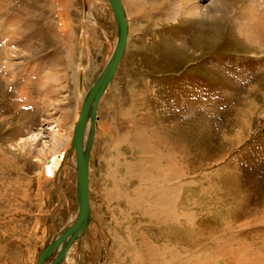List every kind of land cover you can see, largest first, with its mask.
<instances>
[{
  "label": "rangeland",
  "instance_id": "374dc122",
  "mask_svg": "<svg viewBox=\"0 0 264 264\" xmlns=\"http://www.w3.org/2000/svg\"><path fill=\"white\" fill-rule=\"evenodd\" d=\"M122 1L128 43L91 154L95 220L67 264H134L143 237L164 259L173 249L227 262L243 246L252 256L241 260L264 264V0H199L197 13L195 0ZM116 41L108 0H0V264H37L77 214L76 169L45 166L64 150L76 164L67 150L81 99ZM150 144L174 152L163 168L180 162L175 221L146 205L151 179L138 167L154 158Z\"/></svg>",
  "mask_w": 264,
  "mask_h": 264
},
{
  "label": "water",
  "instance_id": "95a60500",
  "mask_svg": "<svg viewBox=\"0 0 264 264\" xmlns=\"http://www.w3.org/2000/svg\"><path fill=\"white\" fill-rule=\"evenodd\" d=\"M117 22V42L114 51L99 73L93 84L83 97L79 118L75 123L70 147L67 155H74L76 160L77 185L76 209L77 214L71 225H67L57 237L48 244L39 257L37 264H61L68 247L73 241H80L94 221L90 201L89 174L91 153L98 121V107L101 99L112 84L128 43L129 25L122 0H109ZM83 73L80 74V88H83ZM87 132V128L89 126ZM61 246V247H60ZM57 252L56 256L55 253Z\"/></svg>",
  "mask_w": 264,
  "mask_h": 264
},
{
  "label": "bare ground",
  "instance_id": "6f19581e",
  "mask_svg": "<svg viewBox=\"0 0 264 264\" xmlns=\"http://www.w3.org/2000/svg\"><path fill=\"white\" fill-rule=\"evenodd\" d=\"M109 1V0H108ZM175 1H178V0H174V2ZM181 1H183L182 3H181V6H182V8L184 7L183 6V3H187L188 1H190V0H181ZM192 1H194V0H192ZM198 2H199V0H195V2H194V4L192 5V6H190L189 7V10L187 11L186 9V11L187 12H190V11H192V12H198L199 11V4H198ZM109 3H110V1H109ZM122 3H123V1H122ZM135 3H141V2H139V0H130V2H129V5H136ZM153 3V2H152ZM171 3V2H170ZM178 4H179V2H177ZM190 3H192V2H190ZM142 4V3H141ZM178 4H174V5H178ZM110 5H111V3H110ZM173 5V6H174ZM133 7V6H132ZM175 7V6H174ZM180 7V6H179ZM111 8H112V6H111ZM187 8V7H186ZM137 9V8H136ZM171 10V9H170ZM184 10V9H183ZM112 11H113V9H112ZM138 11V10H137ZM177 11V10H176ZM182 11V10H181ZM201 11V10H200ZM174 12V11H173ZM179 12V11H178ZM113 14H114V12H113ZM195 14V13H194ZM177 15V14H176ZM256 14H254V13H252L251 14V16L250 17H252V19H251V21H252V23H251V26L253 27L254 25L257 27V28H259L261 25L260 24H262V22H261V20L259 21L258 20V18H257V16H255ZM114 17H115V15H114ZM127 18V17H126ZM115 20H116V18H115ZM116 27H117V22H116ZM254 30V29H253ZM250 30V29H248V34H252V33H255L256 32V30ZM117 37H118V35H117ZM251 37H255V38H257L258 37V39H259V36H258V34L257 35H255V36H253V35H251ZM117 42V41H116ZM115 48V47H114ZM113 51H114V49H113ZM113 53V52H112ZM112 53H111V55H112ZM111 55H110V57H111ZM109 57V58H110ZM108 62V61H107ZM106 62V63H107ZM106 65V64H105ZM120 65V64H119ZM118 70V69H117ZM115 76H116V74H115ZM80 80H81V78H80V76H79V85H80ZM82 80L84 81V77H83V75H82ZM87 93V91H85V94ZM85 96V95H84ZM83 96V97H84ZM82 101H83V98L81 99V104H82ZM79 114H80V112H79ZM79 114H78V116H77V119H76V121L78 120V118H79ZM89 127H90V123H89V126H88V128H87V132H88V129H89ZM158 131V130H157ZM157 133V132H156ZM158 134H159V132H158ZM162 134H164V133H162ZM158 136V135H157ZM160 136V135H159ZM168 135L166 136V139H168ZM158 138V137H157ZM155 138V140L157 141L158 140V143H160V144H162V145H164V143L165 142H167V141H163V139H161V138H163L162 137V135H161V137H160V139L158 138ZM164 138H165V135H164ZM170 137H169V140L168 141H170ZM154 140H153V138H151V140L148 142V143H150V142H153ZM178 141V140H177ZM169 143V142H168ZM172 143V142H171ZM166 144V143H165ZM170 144V143H169ZM172 145V144H171ZM170 145V146H171ZM175 145H173L172 146V148L174 147ZM177 146V145H176ZM149 148V147H148ZM163 148V147H162ZM161 146H159L158 144H156V145H152V144H150V148L148 149V151L146 150V147H145V150H146V152H150V154H152V153H154V158L153 159H148V160H150L149 161V163H150V165H149V167H147L146 165H144V164H141L140 165V167H138L139 168V173L144 177V178H146V177H149L150 179H151V183H147V191H146V193H149V197L147 198V201H146V205H148V204H150V206H152V207H155L156 209H155V211L154 212H152L153 214H150V215H152V216H150L152 219H155V220H158V221H160V222H162V221H167V219L169 220V219H174V221L175 220H177V213L179 212L178 210H177V208H176V205L178 204L177 202L179 201H177V198H179V196L180 195H182L184 192H182L183 191V188L185 187L184 185V183H180V182H177L176 181V183H175V181L174 180H177V179H179L180 178V171L178 170V167L180 166L179 164H180V162L179 161H177L176 160V163H175V170H173L172 169V171L170 172L169 170L170 169H166V167L165 168H163L162 166H163V164H164V161H165V157H167L168 159H167V161L168 160H171V161H173V159H175V158H173L172 156H173V151H170V150H168L167 151V154H163V152H162V154L159 152V151H161ZM168 148V147H167ZM170 148V147H169ZM175 149H176V147H175ZM178 149V148H177ZM176 149V150H177ZM165 150V149H164ZM175 153H176V151H175ZM92 154V153H91ZM170 155V159H169V155ZM176 154H178V153H176ZM180 154V153H179ZM71 156V155H70ZM178 156H181V155H178ZM185 156H187V155H185ZM189 156V155H188ZM150 158V157H149ZM176 158H177V156H176ZM179 158V157H178ZM177 158V159H178ZM71 159V158H70ZM74 159V158H73ZM182 159V158H181ZM187 159V158H186ZM167 161H165V162H167ZM170 161V162H171ZM75 161H72L71 163L69 162V158H68V156H66V152H65V150L64 151H61V152H59V153H57V154H55V155H53L49 160H48V162H47V164H46V166H45V171H46V173L48 174V175H56L55 173L56 172H59L60 170H62V169H64L65 167H66V165L68 164V165H71L72 164V166H73V168H75L76 169V164L74 163ZM175 162V161H174ZM184 162V161H183ZM188 162H190V160L188 161ZM168 163V162H167ZM187 163V162H186ZM166 164V163H165ZM182 164V163H181ZM172 165V164H171ZM179 165V166H178ZM182 166H184V165H182ZM64 167V168H63ZM70 167V166H69ZM187 167V166H186ZM127 169V171H130L131 169H132V167L130 166V165H128L127 167H126ZM170 168V167H169ZM174 168V167H173ZM179 168H181V166L179 167ZM183 168V167H182ZM185 168V167H184ZM66 169V168H65ZM183 170V169H182ZM189 170V169H188ZM184 172V171H183ZM45 173V174H46ZM185 173V172H184ZM174 181V182H173ZM179 181V180H178ZM155 183V184H154ZM76 184H77V181H76ZM161 184V185H160ZM182 192V193H181ZM183 196V195H182ZM181 196V197H182ZM180 197V198H181ZM179 198V199H180ZM77 199V198H76ZM183 199V197L181 198V200ZM182 202V201H181ZM137 205H139L138 203H136L135 204V207L137 208ZM178 206V205H177ZM180 206V205H179ZM179 206H178V208H179ZM183 206V205H182ZM139 210V209H138ZM151 210V209H150ZM150 210H148V211H150ZM149 213V212H148ZM183 216V215H182ZM76 218V216H74V218H72L71 219V221H69V224L68 225H71L72 223H73V221H74V219ZM150 218V219H151ZM184 218V217H183ZM257 219V218H256ZM172 221V220H171ZM177 222V221H176ZM254 222V221H253ZM253 222H251V223H253ZM255 222H257L258 223V220L256 221L255 220ZM260 222V221H259ZM159 223V222H158ZM174 223V222H173ZM172 223V224H173ZM170 224V223H169ZM160 225V224H159ZM178 225V224H177ZM169 226V225H168ZM172 226V225H171ZM194 226V225H193ZM165 227V226H164ZM173 227V226H172ZM171 227V228H172ZM175 227V226H174ZM173 227V228H174ZM161 228H163V227H161ZM169 228V227H168ZM178 228V227H177ZM176 228V229H177ZM175 229V230H176ZM191 229V228H190ZM62 231V230H61ZM60 231V232H61ZM190 233V232H189ZM60 234V233H59ZM58 234V235H59ZM187 234H188V232H187ZM145 235V234H144ZM169 235V234H168ZM189 235V234H188ZM56 237V236H55ZM55 237H53V238H55ZM189 237H190V235H189ZM194 237V236H193ZM213 237V236H212ZM53 238H52V240H53ZM212 239V238H211ZM214 239V238H213ZM212 239V240H213ZM218 239V238H217ZM51 240V241H52ZM194 240V239H193ZM50 241V242H51ZM192 241V240H191ZM197 241V240H196ZM205 241V240H204ZM218 241V240H217ZM245 241V240H244ZM49 242V243H50ZM80 242V241H79ZM78 241H73V243L68 247V249H67V251H66V255H65V257H64V260L61 262V264H67L68 263V261H70V260H67V257H69L68 256V254L70 253V249L72 250L73 249V247L76 245V246H78V243H79ZM200 242V241H199ZM206 242V241H205ZM215 242H216V239H215ZM142 243L144 244V251H143V254H142V256L141 255H139L138 257L139 258H136V262L135 263H137L139 260H141L143 257H146V260H147V262H145V263H142V264H250L249 262H247L245 259L244 260H241V258H242V252H244V251H246V249H247V247H238L237 249H239L240 248V250H237V251H235L234 252V258H235V260H232V259H229V261H225L224 259L223 260H221L220 258H218V256L216 255V256H209V255H211L210 253H206V254H203L204 256H202V254L201 253H199V254H190V255H182V256H179V251H177V252H175V251H173V249L172 250H170V251H168L169 253H170V256L172 257V259H164V257H162L161 255H159L158 253H157V249L154 247V246H152L151 244H149L148 243V241L146 240V237H143L142 238ZM210 243V242H209ZM246 243V242H245ZM198 244H201V243H198ZM207 244V243H206ZM214 244V243H213ZM212 244V245H213ZM240 245V244H239ZM264 245V244H263ZM194 246V245H193ZM196 246V245H195ZM61 247V246H60ZM199 247V246H198ZM210 247V246H209ZM47 248V247H46ZM45 248V249H46ZM200 248V247H199ZM198 248V249H199ZM208 248V247H207ZM212 248V247H211ZM229 248V251H231L232 252V250H230L231 248L230 247H228ZM227 248V249H228ZM180 249V248H179ZM225 249V248H224ZM235 249H236V247H235ZM235 249H233V251L235 250ZM44 250V249H43ZM42 250V251H43ZM212 250H213V248H212ZM252 250V249H251ZM251 250H248L247 251V253L246 252H244V253H246L247 255H249V253L248 252H251ZM41 251V252H42ZM74 251V250H73ZM219 251H221L220 249H219ZM225 251V253H223L222 255H227L228 253H231V252H228L227 250H224ZM40 252V253H41ZM181 252H182V250H181ZM194 252V251H193ZM213 252V251H212ZM222 252H223V250H222ZM221 252V253H222ZM160 253V252H159ZM185 253H187V252H185ZM204 253V252H203ZM252 253V252H251ZM258 253V252H257ZM56 254H57V252L55 253V255L54 256H56ZM220 254V253H219ZM40 255V254H39ZM215 255V254H214ZM231 255H232V253H231ZM258 255V254H257ZM209 256V257H208ZM250 256H252V254H250L249 255V257ZM260 256H261V254H260ZM259 255H258V257H257V259H259V257H260ZM221 257V256H220ZM241 257V258H240ZM256 257V256H255ZM254 257V258H255ZM253 258V259H254ZM260 258H262V257H260ZM68 259H70V258H68ZM263 259V258H262ZM259 260H261V259H259ZM264 260V259H263ZM38 261V260H37ZM143 261V260H142ZM145 261V260H144ZM223 261V262H222ZM240 261H242V262H240ZM140 262V261H139ZM240 262V263H239ZM252 262V261H251ZM71 263V262H70ZM133 263V262H132ZM134 263V264H135ZM46 264H49V262H47ZM138 264V263H137ZM258 264H262V263H258Z\"/></svg>",
  "mask_w": 264,
  "mask_h": 264
}]
</instances>
